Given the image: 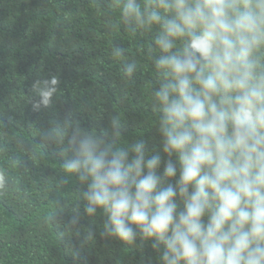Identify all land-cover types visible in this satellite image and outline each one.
Listing matches in <instances>:
<instances>
[{"label": "clouds", "instance_id": "clouds-1", "mask_svg": "<svg viewBox=\"0 0 264 264\" xmlns=\"http://www.w3.org/2000/svg\"><path fill=\"white\" fill-rule=\"evenodd\" d=\"M121 15L158 27L164 155L77 127L63 169L86 186V213L106 216L103 236L151 241L163 264H264V0H123ZM57 84L36 82L34 108Z\"/></svg>", "mask_w": 264, "mask_h": 264}, {"label": "trees", "instance_id": "trees-1", "mask_svg": "<svg viewBox=\"0 0 264 264\" xmlns=\"http://www.w3.org/2000/svg\"><path fill=\"white\" fill-rule=\"evenodd\" d=\"M122 3L0 0V264H163L151 241L101 235L106 216L86 213V186L63 169L77 127L164 155L158 27L126 24ZM53 76L52 103L37 110L34 86Z\"/></svg>", "mask_w": 264, "mask_h": 264}]
</instances>
